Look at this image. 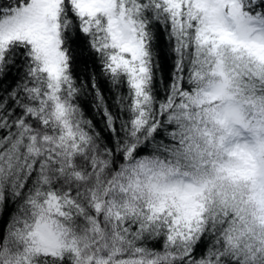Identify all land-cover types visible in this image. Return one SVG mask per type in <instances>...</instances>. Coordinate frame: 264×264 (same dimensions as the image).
<instances>
[{
	"label": "snow or ice",
	"instance_id": "1",
	"mask_svg": "<svg viewBox=\"0 0 264 264\" xmlns=\"http://www.w3.org/2000/svg\"><path fill=\"white\" fill-rule=\"evenodd\" d=\"M0 264H264V0H0Z\"/></svg>",
	"mask_w": 264,
	"mask_h": 264
}]
</instances>
